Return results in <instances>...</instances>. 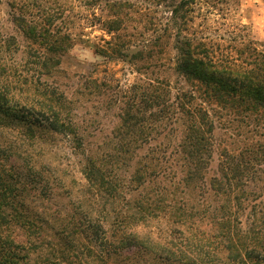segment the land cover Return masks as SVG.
Returning a JSON list of instances; mask_svg holds the SVG:
<instances>
[{
	"label": "rangeland",
	"instance_id": "rangeland-1",
	"mask_svg": "<svg viewBox=\"0 0 264 264\" xmlns=\"http://www.w3.org/2000/svg\"><path fill=\"white\" fill-rule=\"evenodd\" d=\"M112 1L122 5L116 12L107 0H0V37L11 38L8 49H0V61L12 64L17 74L33 78L35 72L30 42L14 15L36 25L52 19L54 35L71 39L55 75H40V80L59 87L73 101L84 137L79 149L62 134L41 138L47 175L38 188L14 201L35 225L27 228L0 218V264H127V254H107L110 247L96 237L97 230H105L114 241L118 219L134 212L130 203L139 208L143 200L158 196L165 212L148 221L124 222L119 235L135 233L169 246L181 244L190 232L168 215L181 207L200 211L193 229L215 249L223 220L226 264H264V108L241 109L234 103L238 97L224 104L207 95L199 80L177 69L183 35L194 43L205 40L222 59L264 66V0H189L188 13L173 12L181 0ZM23 3L25 9L17 10ZM181 16H187L186 26ZM63 44L69 42L64 39ZM114 48L142 51L144 58L122 57ZM147 89L153 90L155 101L165 102L167 124L152 120L157 128L136 140L132 156L111 165L119 168L105 176L104 187L114 181L117 193L95 190L84 173L85 155L102 164L104 151L121 147L127 136L123 110L133 105L132 113L140 114L136 108L146 113ZM157 107L151 110L156 116ZM142 123L150 125L148 120ZM198 130L204 140L194 139ZM142 166L156 173L137 182L136 169ZM189 178L193 185L186 187ZM84 212L88 217L80 218ZM234 233L238 242L232 240Z\"/></svg>",
	"mask_w": 264,
	"mask_h": 264
},
{
	"label": "trees",
	"instance_id": "trees-1",
	"mask_svg": "<svg viewBox=\"0 0 264 264\" xmlns=\"http://www.w3.org/2000/svg\"><path fill=\"white\" fill-rule=\"evenodd\" d=\"M188 4L189 0H181L174 7L173 12L183 10L188 13L192 10L191 7L188 8ZM107 5L113 9V12H116L117 6L120 4L107 0ZM26 6L25 3L21 7L17 5V10L23 11ZM181 17L182 24L186 26L187 16ZM14 21L15 23L18 22V28L30 42L29 54L33 56L31 64L34 65L35 74H33V78L19 75L12 64L0 61V218L5 222L11 220L31 228L35 225L34 218L30 217L28 211L25 213L19 209L14 201L22 199L24 197L23 192L30 194L33 189L38 188L37 183L47 175V164L44 162L41 138L47 134H62L68 137L70 142L78 144L73 146L79 149L84 145V137L77 115L72 111L73 101L59 87L40 80V75L46 78L55 75L62 62L64 49L67 50L72 45L71 39L68 36L59 38L54 35L55 33L51 31V29L54 30L55 26L52 19L46 21L44 25H36L27 21L23 15H14ZM111 23H118L120 26V21L114 20ZM186 29L187 27L183 28V30ZM9 39L11 38L4 35L0 37V49H8ZM64 39L69 42V45L63 44ZM178 42V71L183 75L199 80L205 86L207 95L224 104L233 102L232 99L238 97L239 100L234 101L235 105L248 111L264 108L263 65H258V62L247 65L246 60L242 62L246 64H240L237 62L239 58L235 57L222 59L215 53L213 45H209L205 40L194 43L195 39L183 35ZM122 48L125 50L123 46ZM112 50L114 54L122 57L131 55V57L137 58L140 54L139 58H144L142 51L129 53L120 52L116 48ZM243 53L240 52V54ZM35 75L36 77H34ZM143 94L146 97L144 105L148 109L147 112L150 113H145L136 108L135 112L140 113L136 115L132 113L131 107L133 105L126 106L121 119L123 125L126 126L127 136L124 137L125 141L121 142V147L114 146L112 150L104 151L102 159L104 163L96 164L97 162L92 156H86L82 151L85 155L86 164L84 173H86L90 185L94 186L95 190L111 189L117 193L118 185L114 181L113 183L109 181L107 187H104L106 184L105 176L119 168V164L114 165L113 168L111 165L116 161L125 162L127 156V158L132 156L136 148V140L143 134L145 137L150 135L151 130L157 128L156 123H153L154 121L167 124L164 117H168L166 113L170 115V111L165 102L155 101L152 98L154 93L151 89H147V93ZM156 103L158 104V116L151 111ZM138 119L142 122L148 120L150 125H145L142 122L135 124ZM200 132L202 133V130H198L197 133L200 134ZM199 134L194 139L204 140L205 137ZM144 167H148V165H144ZM136 171H140L136 175L137 182H142L147 175L156 173L153 167L145 170L142 166ZM189 180L190 178L188 182L184 180V186L193 185V182ZM42 188L47 190L52 189L53 186H43ZM161 200V196L155 200L150 199L148 202L143 200L141 205L137 204L139 208H136L135 203H130L134 212L128 210L124 217L118 219L116 228L112 229V235L113 232L115 233L114 241H110L105 230H97L96 237L100 239L104 247L106 245L110 247L107 251L108 255L121 256L127 254L129 256L127 264H226L223 252L227 250V247L222 242V237L226 238V234H221V229L226 228V225H223V220L219 222L218 233L221 239L218 241L220 243L218 248H212L210 244L208 246L209 238L197 235L193 229V224L200 216V211H187L180 207V210L168 213L173 223L186 227L185 231L190 232V236L185 235L183 243L178 245L169 246L135 233L119 235L124 222L129 220L130 223L134 220L148 221L153 217L162 215L165 211L159 207ZM16 204L18 205L17 201ZM78 216L80 218L82 216L88 217L85 212ZM232 240L238 242L237 233L232 234ZM234 251L235 253L238 251L236 246ZM234 262L233 264L248 263L244 260Z\"/></svg>",
	"mask_w": 264,
	"mask_h": 264
}]
</instances>
